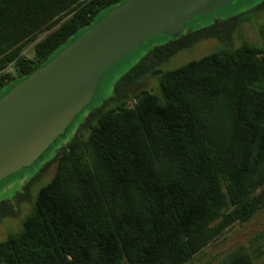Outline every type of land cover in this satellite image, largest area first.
<instances>
[{"label": "trees", "instance_id": "obj_1", "mask_svg": "<svg viewBox=\"0 0 264 264\" xmlns=\"http://www.w3.org/2000/svg\"><path fill=\"white\" fill-rule=\"evenodd\" d=\"M129 1L0 0V99ZM255 15L190 32L177 49H158L123 78L85 131L62 146L55 176L22 229L0 241V263L190 264L262 213L264 26L261 46L231 42L235 25ZM213 37L222 42L216 52L156 68L163 55L168 61ZM154 76L158 93L130 95ZM124 97L136 102L130 107ZM14 211L1 204L0 220ZM263 257L264 230L220 264Z\"/></svg>", "mask_w": 264, "mask_h": 264}, {"label": "water", "instance_id": "obj_2", "mask_svg": "<svg viewBox=\"0 0 264 264\" xmlns=\"http://www.w3.org/2000/svg\"><path fill=\"white\" fill-rule=\"evenodd\" d=\"M263 1L130 0L112 10L0 99V201L69 143L142 56L187 24L197 31Z\"/></svg>", "mask_w": 264, "mask_h": 264}, {"label": "rangeland", "instance_id": "obj_3", "mask_svg": "<svg viewBox=\"0 0 264 264\" xmlns=\"http://www.w3.org/2000/svg\"><path fill=\"white\" fill-rule=\"evenodd\" d=\"M251 11L256 12V15L251 19L250 22L245 23L241 26L235 25L234 30L231 33V42L236 47L241 46L244 42L254 43L259 46L263 44V37L261 35V28L264 26V1L256 6L240 13L234 14L228 18H225L219 22L212 23L207 25L194 33H198L200 31H207L209 29L215 28L218 23H226L229 20H232L235 17H239L243 14H248ZM223 26H221V29ZM225 30V28H223ZM171 42V41H170ZM170 42L163 43L158 47L151 50L146 56H142L129 70L128 72L122 77L119 78L117 83L114 86L113 91L109 95L108 99L104 101L98 108H96L93 112L98 109H101L105 103L111 100L114 96L117 95L116 87L123 78H126L144 59L148 56L152 55L158 49H168L166 51H170L169 47H173L175 49L178 48L180 43L170 44ZM220 39L207 38L201 42H199L193 50L190 48L181 50L183 53L176 55V57L170 58L167 60L165 59L168 54L163 55L159 58L160 62L157 64L156 68H161L164 70H172L176 69L189 61L197 60L203 58L204 56L214 53L218 50L219 45L221 44ZM174 51V50H173ZM179 51V52H181ZM34 48L30 46L26 50V55L33 56ZM178 52V53H179ZM174 55V56H175ZM170 62V64H169ZM12 70V69H11ZM13 71V70H12ZM143 71L139 73L134 79L139 80L143 78ZM133 79V80H134ZM158 80L157 76H154L146 81H140L137 85H132L129 88L130 95H135L140 93L141 91H149L152 93H158ZM139 82V81H138ZM120 95V94H119ZM121 97V96H120ZM126 100L128 106H133L136 102L131 97L122 98ZM92 112V113H93ZM91 113V114H92ZM86 123V122H85ZM84 124V123H83ZM82 124V126H83ZM82 126L76 132L79 133L81 129L85 131ZM75 134V135H76ZM74 135V136H75ZM73 136V137H74ZM72 137V138H73ZM60 152V151H59ZM59 152L49 160L30 180L27 184H25L21 189H19L16 193H14L11 197L6 199L5 201H0L1 204H7L8 202L15 201L16 207L15 211L12 216H7L3 220H0V241H4L7 239L9 234L13 232H19L22 229V222L23 219L32 212L33 204L35 202V198L37 196L38 191L46 185L48 182H51L56 173V167H58V154ZM264 230V211L260 213L254 220H251L249 223L239 226L237 225L233 229L229 230L219 241H217L214 245L205 249L193 263L190 264H220L222 263L228 255H230L239 245L241 244H248L251 239H253L259 232ZM1 264V263H0ZM255 264H264V257L255 262Z\"/></svg>", "mask_w": 264, "mask_h": 264}, {"label": "flooded vegetation", "instance_id": "obj_4", "mask_svg": "<svg viewBox=\"0 0 264 264\" xmlns=\"http://www.w3.org/2000/svg\"><path fill=\"white\" fill-rule=\"evenodd\" d=\"M188 25V24H187ZM187 25H186V29H185V31L181 34V35H178V36H171V38H172V41L170 42V44H175V43H179L180 42V39L182 38V36H184V35H187V34H189L190 32L191 33H194V31L196 30L194 27L193 28H191V27H187ZM184 51V50H183ZM183 51H181V52H179V53H177L176 55H178V54H181V53H183ZM176 55L174 56V57H176ZM173 58V57H172ZM169 64H170V62H169ZM12 205H13V207H15V208H17L16 207V204H15V201H13L12 202Z\"/></svg>", "mask_w": 264, "mask_h": 264}]
</instances>
